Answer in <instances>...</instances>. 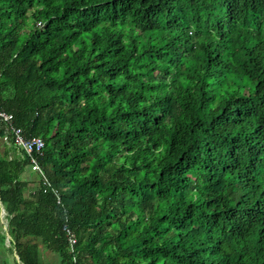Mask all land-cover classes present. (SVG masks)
<instances>
[{"label": "trees", "instance_id": "obj_1", "mask_svg": "<svg viewBox=\"0 0 264 264\" xmlns=\"http://www.w3.org/2000/svg\"><path fill=\"white\" fill-rule=\"evenodd\" d=\"M0 109L19 264H264V0H0Z\"/></svg>", "mask_w": 264, "mask_h": 264}, {"label": "built area", "instance_id": "obj_2", "mask_svg": "<svg viewBox=\"0 0 264 264\" xmlns=\"http://www.w3.org/2000/svg\"><path fill=\"white\" fill-rule=\"evenodd\" d=\"M0 124L4 127L3 141L9 145H13L19 151H23L29 159L32 170L43 176L41 166L39 165V159L43 156L45 146L43 140L37 137H25L23 129L15 125L13 116L1 109ZM54 194L57 197V202L60 203L57 192L55 191ZM66 237L70 252L73 254L74 247L77 244L76 236L70 229H67ZM73 259L75 261V257Z\"/></svg>", "mask_w": 264, "mask_h": 264}, {"label": "water", "instance_id": "obj_3", "mask_svg": "<svg viewBox=\"0 0 264 264\" xmlns=\"http://www.w3.org/2000/svg\"><path fill=\"white\" fill-rule=\"evenodd\" d=\"M5 214V210L4 208L2 207L1 203H0V215L3 216ZM3 234L5 236V241L8 243V248H11L12 252H13V256L15 258V261L17 264H19V257L17 256V253L15 251V248L11 247V238L9 236V228H8V225H5L3 227Z\"/></svg>", "mask_w": 264, "mask_h": 264}, {"label": "rangeland", "instance_id": "obj_4", "mask_svg": "<svg viewBox=\"0 0 264 264\" xmlns=\"http://www.w3.org/2000/svg\"><path fill=\"white\" fill-rule=\"evenodd\" d=\"M4 244L6 247H9L6 241L4 242ZM0 264H15V258L13 254L11 255L10 253H6V251L1 247H0Z\"/></svg>", "mask_w": 264, "mask_h": 264}]
</instances>
